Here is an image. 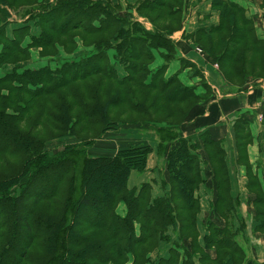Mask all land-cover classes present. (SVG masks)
Masks as SVG:
<instances>
[{
	"label": "trees",
	"instance_id": "trees-1",
	"mask_svg": "<svg viewBox=\"0 0 264 264\" xmlns=\"http://www.w3.org/2000/svg\"><path fill=\"white\" fill-rule=\"evenodd\" d=\"M31 2L0 0V264H249L231 228L236 201L225 152L208 133L202 143L217 193L210 212L228 226L210 221L209 234L200 243L201 209L195 192L205 182L201 145L184 139L182 130L210 100L211 89L202 80L204 92L198 94L178 75L166 78L177 52L169 36L179 26L183 0H141L138 7H125L119 0ZM214 6L221 11V24L210 33L201 31L198 43L242 91L249 76L264 75V43L242 8L222 0H215ZM134 10L149 19L153 33L134 22ZM14 14L20 22L13 21ZM79 32L98 40L89 45L83 41L92 49L87 56L55 69L26 68L24 61L32 51L37 49L43 56L54 53L70 36L64 47L75 52L73 38ZM156 53L165 64L153 71ZM256 55L262 68L255 74ZM185 68H192L202 79L195 66L183 63L181 69ZM97 77L119 87L139 85L157 98L142 104L126 90L105 93L111 98L102 102L104 96L97 87L87 88L85 97L75 89H69L67 97L63 94L74 83ZM22 83H26L24 89ZM12 94H24L32 102L12 108ZM54 97L55 114L49 117L56 134L47 142L27 118L35 100ZM67 98L73 102L67 103ZM149 102L152 112L146 107ZM123 106L147 118L113 120V111ZM152 113L155 117L167 113V121L154 119ZM249 124L245 117L235 124L241 155L251 140ZM120 130H150L145 132L158 140L157 151L163 155L168 176L163 180L165 197L154 199L150 184L129 187L133 172H146L152 145L111 146L112 151L90 155L97 142ZM63 140L70 143L51 149L54 142ZM250 190L257 194L256 230L264 234V194L254 182ZM162 243L168 244L167 256L153 259Z\"/></svg>",
	"mask_w": 264,
	"mask_h": 264
},
{
	"label": "crops",
	"instance_id": "crops-1",
	"mask_svg": "<svg viewBox=\"0 0 264 264\" xmlns=\"http://www.w3.org/2000/svg\"><path fill=\"white\" fill-rule=\"evenodd\" d=\"M119 1L126 7L127 5L135 6L141 0ZM222 1L242 8L246 19L253 24L256 37L264 43V0ZM214 2L215 0H183L179 26L169 36L176 46L177 52L175 60L168 67L166 78L179 74V79L184 85L199 86L197 82H200L201 79L197 80L193 77L192 68L181 69L183 63H188L201 72L202 80L211 89L210 100L206 102V105L204 104V108L200 112L196 113L195 119L186 124L182 130L184 139L189 140L193 145H197V143L201 145L199 157L203 171L202 177L205 182L195 192V198L201 209L198 221L201 245H203L205 235L209 234L207 227L210 221L219 227L228 226L224 219L214 218L210 212L212 204L217 199V193L213 174L205 162L208 158L202 143V136L208 133L211 139L219 143L225 152L231 195L236 201L233 227H231L236 234V241L245 250L247 258L251 260L249 264H264V234L256 230L257 222L255 221L254 201L257 194L254 195L250 190V184L254 182L257 189L262 192L261 194H264V75L249 76L246 87L240 91V85L228 81L220 65L198 43L197 36L201 31L210 33L221 24V11L215 8ZM132 13L134 22L139 23L145 31L154 32V26L148 18L138 14L136 10ZM164 64L160 53H156V59L151 69L155 71ZM172 65H176L175 72L171 69ZM118 71L121 75L124 74L120 66H118ZM200 90L201 88L197 92L198 94L203 93ZM243 117L249 120L251 140L247 142L245 154L241 155L234 130L236 122ZM144 143L146 141L137 144L144 145ZM152 148L154 152L150 156L146 171H151L150 164L153 158L158 156L156 144ZM98 154H94V156ZM157 162L163 166L160 160ZM167 178L164 160L163 172L157 181L159 187L164 190V195L154 197L152 193L154 199L166 196L163 180ZM130 189L133 188L130 187ZM170 234L175 237L173 229L170 230ZM211 253L214 255V252Z\"/></svg>",
	"mask_w": 264,
	"mask_h": 264
},
{
	"label": "rangeland",
	"instance_id": "rangeland-1",
	"mask_svg": "<svg viewBox=\"0 0 264 264\" xmlns=\"http://www.w3.org/2000/svg\"><path fill=\"white\" fill-rule=\"evenodd\" d=\"M21 4H23V2L17 3L16 5H21ZM31 4H32L31 0H26V5H31ZM9 12L11 13V11ZM154 17L156 18L157 15H155ZM18 18L19 17L16 14H14V21H18ZM158 23L159 25H161V22L158 21ZM70 41H71V36L67 40L63 39L60 42L61 44L59 45V47L55 49L54 53H48V54H45V56H43L42 53L39 52L37 49L32 51L31 57L29 58L30 60L28 59L29 61L28 60L24 61L26 62L25 63L26 68L39 69L43 66H49L55 69L56 67H58L60 64L64 62L78 60L79 58L87 56L89 52L92 51V49H90V47L87 48L84 45V42H86V45H89V44H93L94 42L98 40L96 39V37L87 38V36L81 32L75 34L73 38V42L76 41L77 49L73 53L70 52L73 49V47H69V48L64 47V45H68ZM87 42H89V44H87ZM254 59L256 62L255 74L260 73V70L262 68L261 58L256 55ZM175 68H176V65L171 66V69L173 72H175ZM247 69H249V67H247ZM193 77H195L197 80L201 79L199 75L197 76L195 75V72H193ZM201 82H202V79L200 82H197L199 86H196L195 88L197 89V91H199V89L201 88L200 91L204 92L202 89L204 82L203 83ZM22 87L23 88L21 89H24L26 87V83H22ZM93 87L99 88V93L102 96H104L105 93L113 95L114 93L119 92V91L130 90L132 95H134L135 98L142 104L143 103L145 104L148 98L151 101L157 98L156 94L155 96H153V93L145 92L143 88H141L139 85H129L127 87H119L115 83L106 81L100 77L92 78L89 81H85V82H81L77 84L74 83L71 87L68 88V90H65L63 94L64 95L68 94L69 89H75L79 91V94H82V96L85 97L86 89L93 88ZM8 88L9 87L6 86L7 90ZM7 90H3V91H7ZM56 98L57 97L42 98L39 100H35L36 102L33 105L32 111L27 118L29 126L33 128L36 124L37 126L36 128H34L35 133H37V135L41 134L44 137L43 140L44 141L46 140L47 142L50 141L51 136L53 135L55 136L56 134L54 131V129L56 128L55 123H53L51 118L49 117L50 114L52 113L55 114L53 107L56 105V102H57ZM101 98H102V102H105L107 99H110L111 96H108V97L104 96ZM10 100L13 103V106H11L12 108L30 105V103L32 102V99L24 94H12ZM65 100H67V103L73 102L71 99L68 100V98ZM146 107L149 108L152 112L151 102L147 103ZM181 109H185V108H181ZM167 117H168L167 113H163L157 117H155L154 115V119L161 120V121H167ZM145 118L147 117L144 115L139 116L133 113V111L130 110L127 106H123L120 110H114L112 114L113 120H120V121H127V122L138 121V120L140 121ZM39 119H41L40 122H38ZM24 127L28 129L27 126H24ZM145 131H150V130H144V131H139V132L136 131L133 133L121 131L118 133L115 132V133L109 134L107 138L96 143V145L91 149L92 152L90 151L91 152L90 155L112 151L111 146L115 149H120L121 147L127 146L128 144H137L143 141H146V143L144 144H150L154 147L156 144L157 146L158 140L155 137H153V135H151L150 132H145ZM69 143H70L69 140L54 142L53 145L51 146V149L55 151L57 147L60 148L64 145L67 146ZM157 154L158 156H155L150 164L151 171H146L144 173L133 172L130 178V184H129L130 187L133 189H139L142 185H144V183L151 184L152 193L154 197H159V196L164 195V190L160 188L159 185L157 184V181L159 180L163 172L164 158L161 153L157 152ZM157 160L158 161L160 160L163 166L159 165ZM123 212H124V208L122 207L120 210V213H123ZM166 245L168 244L167 243L161 244L159 248V252H155L154 254H152L153 259H156L159 255L163 257L167 256L168 249Z\"/></svg>",
	"mask_w": 264,
	"mask_h": 264
}]
</instances>
